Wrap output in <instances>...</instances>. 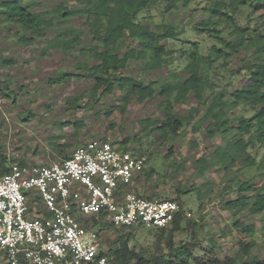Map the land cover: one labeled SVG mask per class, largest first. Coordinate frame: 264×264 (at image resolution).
Wrapping results in <instances>:
<instances>
[{"label": "trees", "instance_id": "obj_1", "mask_svg": "<svg viewBox=\"0 0 264 264\" xmlns=\"http://www.w3.org/2000/svg\"><path fill=\"white\" fill-rule=\"evenodd\" d=\"M194 1L196 0H166L164 13L173 15L181 6L189 7ZM256 1L259 3L253 6L251 0H212L204 6L209 16L195 24L194 29L199 34H207L214 38L215 44L207 53H203L197 40L186 37V42L193 46L188 54L189 62L183 67L187 77L184 78V75L175 71L160 81L149 82L135 74L125 72L130 61L141 62L145 71H156L172 65L178 48L171 47L169 43L171 40L181 39L187 33L186 29L180 28L173 21L155 23L141 17L144 12L155 8L159 0H77L83 5L75 9H71L66 1H61L44 11L34 10L41 5V1L0 0V23L11 22L18 25L19 42L25 45L35 44L51 28L56 26L61 28L42 53L46 54L48 48L68 53L79 46L78 52L84 59L79 60L78 66L93 80L91 96L100 99L101 96L114 95L118 92L119 99L111 107L118 109L122 115H125L133 99L139 104H144L148 100L160 97L162 100L159 107L163 112L162 116L147 117L140 121L142 129L148 131V134L156 131L160 140L176 137L181 134L186 124L198 120L194 125L195 132L203 126L210 137L231 133V141L229 140L225 146L218 145L213 151L218 161L223 164L225 172L232 170L236 165H240L241 168L256 166L264 176V0ZM255 12H259L256 20ZM74 16H81L84 19L83 25L91 38L88 45H83L85 30L69 25ZM240 16H243L245 23L238 21ZM223 30H229L230 39L223 34ZM128 39L136 42L135 46L120 51ZM241 48L250 51L242 59L240 69L231 72L234 75L244 74V84L232 91L217 89L212 73L216 62L228 63L233 59L232 55L238 53ZM1 61L7 65L14 63V59L3 58ZM73 78L82 79L84 75L79 72L55 73L48 79V84H63ZM2 90L6 97L10 98L14 94L8 86ZM83 97H78L77 101ZM187 105L189 106L187 114L178 111L177 106ZM239 106L246 108L251 114H240L237 117L238 124L234 125L231 123L230 111ZM112 113L111 109L107 112L108 116ZM31 117L32 111L28 112L26 118L29 120ZM82 122L79 121L83 124ZM65 123L63 122L62 126ZM64 138V135L59 134L50 139L51 145L56 147L60 154L69 146L67 143H61ZM124 142L117 147L129 150ZM261 149L263 155L257 161V153ZM132 152L138 155L145 154L143 149L137 147ZM65 156L66 154L63 157ZM15 161L10 160L4 153L0 141V175L9 173L10 164L17 163ZM197 163L199 173L204 175L209 170L208 160L206 157H200ZM20 164L36 166L26 162ZM142 173L136 180L141 178ZM154 173L155 170L152 169L151 174L147 176L152 177ZM133 185L134 183L131 187ZM236 187L237 189H228L226 186V198L223 199L222 208L232 213L236 229L252 239L249 241L240 239L237 242L239 249L235 257L226 256L220 261L208 255L207 259L198 260L200 264H237L240 261L241 264H264L263 257L252 254L255 247L253 238L255 225L245 222L240 217L243 211L253 215L264 212V179L255 180L252 176L241 180ZM192 190L193 188H186L178 191L183 194ZM230 193H234V196L228 197ZM152 195L147 198L156 199ZM164 199L178 201L177 198ZM38 200L40 201L39 198ZM184 204L180 203L182 208L169 225L171 227L169 229L160 227L156 232L158 241H164L167 245L168 256L158 253L147 256L136 250L130 245L133 236L130 229L133 226L122 225L119 227L120 236L108 246L105 253L113 257L114 264H188L193 258V249L197 241H181L180 245L175 246L176 233L185 231L191 223L197 224L187 218ZM42 211L48 215L46 210ZM82 219L89 226L100 225L102 233L117 226L113 222L107 223L104 214L100 215V221L96 217ZM124 229L130 231L124 232ZM195 232L198 236V232ZM210 241L215 240L211 238ZM215 247L216 244L212 242L210 249L213 253ZM171 256L179 259L180 263L170 259ZM247 257L248 259H245Z\"/></svg>", "mask_w": 264, "mask_h": 264}, {"label": "rangeland", "instance_id": "obj_2", "mask_svg": "<svg viewBox=\"0 0 264 264\" xmlns=\"http://www.w3.org/2000/svg\"><path fill=\"white\" fill-rule=\"evenodd\" d=\"M34 1H41V5L34 9L36 11L51 9L61 1H66L71 9L83 5L77 0ZM211 1L196 0L189 7L181 6L173 15H170L164 13L166 0H159L155 8L144 12L141 17L147 21L155 23L173 21L180 28L186 29L187 33L181 39L171 40L169 43L171 47L178 48L172 65L156 71H145L141 62L132 60L125 72L135 74L147 82L160 81L175 71L186 78L183 67L189 62L188 54L193 47L191 43L186 42V37L197 40L203 53H207L216 42L209 35L199 34L194 29L195 24L208 18L209 13L203 7ZM251 3L255 6L259 2L251 0ZM258 13H254L255 20ZM238 21L245 23L243 16H240ZM83 22L84 19L81 16H74L69 25L85 30L83 45H88L91 43V38ZM60 29L57 26L51 28L35 44L25 45L19 42L18 25L11 22L0 23V141L4 153L10 160L15 159L17 163L44 165L59 160L65 154L72 152L76 146L91 138L109 139L118 146L126 140L124 145L129 150L141 148L147 157V165L141 178L130 189H136L134 188L136 185L137 192L146 197L153 194L154 198H177L181 204L185 203V211L191 212V216L187 218L197 222L195 225L191 223L189 228L176 233L175 236V246L180 245L181 241H197L193 249V258L188 264H200L198 260L207 259L208 255L220 261H223L226 256L235 257L239 249L237 242L240 239L249 241L252 237L236 229L232 213L222 208L223 199L226 198V186L229 187L228 189H237V183L252 176L255 180H262L264 176L260 174L261 170L259 171L256 166L241 168L240 165H236L232 170L225 172L223 164L218 161L213 151L218 145L228 144L231 133L210 137L203 126L195 132L194 125L198 120L186 124L181 134L176 137L171 136L160 140L158 132L148 134V131L142 129L140 121L147 117L162 116L163 112L159 107L162 100L160 97L148 100L144 104H139L133 99L125 115H122L118 109L111 107L119 99L118 92L114 95L101 96L100 99L91 96L93 80L87 77V72L78 66L79 60L84 59L78 52L79 46L68 53L55 48H48L46 54L42 53ZM223 34L228 39L231 38L229 30H223ZM135 43L133 40H126L120 51L135 46ZM249 51L250 49L241 48L238 53L232 55L233 59L228 63L216 62L212 73L217 89L224 88L232 91L244 84L245 75H234L231 70L234 72L240 69L242 59L248 55ZM3 58L14 59V63L3 64L1 61ZM64 72H79L84 75V78H73L63 84H48L51 76ZM5 86L14 91L10 98L2 93ZM20 88L23 90H19ZM80 96L84 97L77 101ZM110 109L113 113L108 116L107 112ZM177 109L187 114L189 106H177ZM30 111L33 117L28 120L26 117ZM243 113L251 114L242 106L230 111L231 123L237 125V117ZM79 121H83V124ZM63 122L69 124L65 123L62 126ZM59 134L65 137L61 143L69 144L63 150V154H60L58 149L50 143V139ZM262 151V149L258 151L257 161L261 159ZM200 157H206L209 162V170L204 175H201L197 169V160ZM152 169L155 170L153 176H147L151 174ZM186 188H193V190L183 194L179 192ZM33 194L36 196V193ZM233 196L234 193H230L228 197ZM240 217L245 222L255 225L253 237L255 247L252 249V254L264 258V212L253 215L243 211ZM119 227L115 226L101 232V242L107 248L120 236ZM130 230L133 234L130 245L139 252L147 256L152 253L169 255L164 241H158L157 227L134 225ZM130 230L126 229L124 232ZM195 231L198 232V236ZM211 238L215 241H210ZM212 242L216 244L215 253L210 249ZM170 259L180 263V260L174 256Z\"/></svg>", "mask_w": 264, "mask_h": 264}, {"label": "built area", "instance_id": "obj_3", "mask_svg": "<svg viewBox=\"0 0 264 264\" xmlns=\"http://www.w3.org/2000/svg\"><path fill=\"white\" fill-rule=\"evenodd\" d=\"M147 165L145 154L91 138L49 164L11 163L0 175V264H114L101 226L83 217L105 215L117 226L167 227L178 201L149 199L130 187ZM36 193L46 215L32 207ZM188 217L191 212H186Z\"/></svg>", "mask_w": 264, "mask_h": 264}, {"label": "crops", "instance_id": "obj_4", "mask_svg": "<svg viewBox=\"0 0 264 264\" xmlns=\"http://www.w3.org/2000/svg\"><path fill=\"white\" fill-rule=\"evenodd\" d=\"M66 155H67V154H66ZM136 181H137V180H135L133 183L135 184ZM134 188L137 189V186L135 185ZM136 192H137V190H136ZM137 193L141 194L140 192H137ZM30 203H31V206H32V207H37L39 210L44 209V207L42 206L41 201L37 200V199L35 198V196H33V195L30 196ZM40 205H41V207H40Z\"/></svg>", "mask_w": 264, "mask_h": 264}]
</instances>
